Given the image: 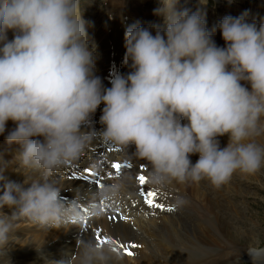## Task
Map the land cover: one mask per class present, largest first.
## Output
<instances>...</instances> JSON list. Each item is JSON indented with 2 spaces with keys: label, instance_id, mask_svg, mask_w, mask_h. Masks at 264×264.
<instances>
[{
  "label": "clouds",
  "instance_id": "1",
  "mask_svg": "<svg viewBox=\"0 0 264 264\" xmlns=\"http://www.w3.org/2000/svg\"><path fill=\"white\" fill-rule=\"evenodd\" d=\"M207 4L158 0L159 23L126 25L122 63L130 71L104 86L82 0H0V246L21 219L47 229L79 220L50 177L97 138L147 162L156 186L203 179L219 188L236 172L261 168L264 147L253 138L264 133V16L244 9L208 28ZM217 30L223 46L213 39ZM7 161L23 182L3 175ZM76 247L77 264H111L110 246L80 239Z\"/></svg>",
  "mask_w": 264,
  "mask_h": 264
},
{
  "label": "bare ground",
  "instance_id": "2",
  "mask_svg": "<svg viewBox=\"0 0 264 264\" xmlns=\"http://www.w3.org/2000/svg\"><path fill=\"white\" fill-rule=\"evenodd\" d=\"M118 4L108 13L112 16V27L115 31L123 30L126 22L125 11L120 10ZM112 32L111 28L108 33L107 60L94 69L101 75L104 86H110L111 76L117 73L109 66L112 63V56L125 52L124 31L118 36L113 35ZM100 114L97 108L92 117L93 121H96ZM12 126V121L6 122V131ZM218 139L221 146L226 143L220 137ZM4 147L3 134H0V151ZM131 150L132 148L129 147V151ZM96 151L99 157H103L109 164L118 161L130 168L125 175L121 174L117 178L108 179L110 185H118L116 195L122 197L121 194H123L126 199H133L132 197L139 196L138 194L146 195L147 192H155L162 201L166 202L164 209L167 213H159L158 216L153 213L138 212L137 214L138 207L136 209L128 207L132 214L134 212L135 214L132 216L129 213L130 219H124L103 208L92 215H81L82 219L75 223H65L64 226L48 229L21 219L13 225L8 242L0 246V264H58V260L66 261V264H77L76 244L80 239L92 240L102 247L110 246L114 254L111 264H223L224 261L234 262L239 259H249L257 264H264V226L262 225L264 218L261 217L259 220L260 228L256 229L255 234L257 239L247 235V241H243L240 237L244 235L232 229L242 226V223L236 221L233 227L229 221H225L222 201L220 204L219 199L215 200L223 185L216 188L203 179L199 182L184 184L173 182L162 186L153 185L148 181L147 162L130 157L122 148L104 151L87 148L85 154L74 162L78 164L89 161ZM192 156L190 159L195 162L197 154ZM5 158H8L7 155ZM5 163L9 166L5 169L6 172L10 173V176L12 172L15 173V179L12 181L23 182L24 175L20 171H13L15 166L11 167V161ZM86 165L91 167L89 163ZM103 166L110 168L107 164ZM59 170H61L60 174L56 172L50 179L60 189L61 199H74V196L80 195L81 192L85 194L88 202L93 204L92 201L96 199H92L98 197L95 194L101 187H88L90 184L68 179L65 168L62 167ZM140 174L146 177L144 185H140L136 179ZM68 190L72 191L68 192ZM177 198L182 199L183 203L176 205ZM169 207L173 210L169 211ZM3 211L7 213L9 209L4 208ZM232 212L236 217L241 216V213L236 210ZM193 216H195L194 221L191 218ZM109 240L111 242H108ZM124 246L129 249L131 255L123 251ZM3 252L6 254L5 257ZM26 256L30 259L25 260Z\"/></svg>",
  "mask_w": 264,
  "mask_h": 264
},
{
  "label": "rangeland",
  "instance_id": "3",
  "mask_svg": "<svg viewBox=\"0 0 264 264\" xmlns=\"http://www.w3.org/2000/svg\"><path fill=\"white\" fill-rule=\"evenodd\" d=\"M122 1L124 0H82V6L86 4L83 10V17L86 20L92 22V27L88 28V31L94 32L95 36L103 40L104 43H107V41L109 42V37L107 38V36L111 31V28L113 31L112 34L116 36L120 35L124 31V29L121 31H115L110 20L108 19V13H110V11H113L118 3L120 10H124V7H127L126 9H128V17L126 16L127 11L124 10L125 20L128 19V21L126 20L125 22V24L127 23L126 25L136 20H139L142 23H159L161 20L160 17L154 16L152 14V9L157 6L158 0H125L124 4ZM181 3L184 6L194 8L197 4V0H181ZM121 5L124 6L121 7ZM205 6L207 7L206 11L213 12V16H215L217 20H219L226 14H230L233 16L238 15L242 10L251 9L252 7L255 8L253 12H256V10H258L256 14L258 21L261 16H264V0H208V4L204 5V8ZM213 9L215 11H213ZM221 14H223V16L220 17L219 15ZM213 21H215V19H212V16L207 13L206 27L211 28L215 24L211 23ZM215 35L218 34L215 33ZM8 37L9 39H11V36ZM94 56V69H97L104 63L102 51L96 52ZM94 74L101 77V75L96 70H94ZM102 107L103 104L99 105L98 110H100ZM220 139L226 141L227 136H220ZM253 139L257 144L264 147V133H262L258 137H254ZM192 157L193 156L191 155L190 158ZM8 162L10 163V161ZM3 175L8 180L15 179L14 172H12V176H10V173H7L6 170H4ZM218 199L219 203L221 204L222 201L221 205L224 206L222 207L225 213L224 220L229 221V223L231 224V226L233 225V227L236 221L242 223V226L240 225V227L238 226L236 228H232L238 234L244 235L240 238L243 241H247L246 236L249 235L254 239H257V236L255 234L260 228L259 220L261 219V217L262 219L264 218V164H262L261 168L252 175H243L239 172L234 173L231 179L227 183L223 184V188L219 190V196L215 197V200ZM232 210L238 211L239 213H241V216L236 217V215L233 214ZM191 218L193 221L195 220V216ZM14 224L16 225V222H14ZM262 225L264 226V224ZM5 255L6 254L3 252L4 257ZM24 259L29 260L30 257L26 256ZM239 260H236L234 262L224 261L223 264H257L252 260H250V262L249 259Z\"/></svg>",
  "mask_w": 264,
  "mask_h": 264
},
{
  "label": "snow or ice",
  "instance_id": "4",
  "mask_svg": "<svg viewBox=\"0 0 264 264\" xmlns=\"http://www.w3.org/2000/svg\"><path fill=\"white\" fill-rule=\"evenodd\" d=\"M121 167L122 166H121V164L119 162L113 161L111 163V169L116 170L117 171V174H119V170L121 169ZM84 171H85V173H91V169L90 168H85ZM76 175H77L76 172H73L72 173V176L73 177H75ZM136 179L138 180V182H139L140 185H144L146 183V177L143 174L138 175L136 177ZM95 184L102 187V181L99 180V179H96L95 180ZM155 195H156L155 192H151V191L150 192H147L146 193V196L149 197V198H147L145 202L148 205L154 206L156 208H163V207H165L162 204L154 203L153 199H151L150 197H154ZM103 207H104V204H103V201H101V209H103ZM168 210L169 211H172L173 209L171 207H169ZM111 219H116V217H111ZM124 219H126V217H124ZM108 242H111V241L109 240ZM113 251H115V249H113ZM123 251L126 254H128V255H131L132 254L126 246H124Z\"/></svg>",
  "mask_w": 264,
  "mask_h": 264
}]
</instances>
